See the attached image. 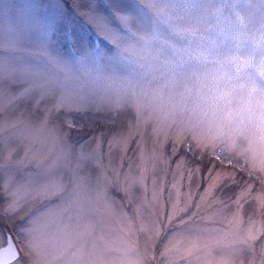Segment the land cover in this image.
<instances>
[{"label": "rangeland", "instance_id": "374dc122", "mask_svg": "<svg viewBox=\"0 0 264 264\" xmlns=\"http://www.w3.org/2000/svg\"><path fill=\"white\" fill-rule=\"evenodd\" d=\"M16 155L39 264H264V0H0L18 194Z\"/></svg>", "mask_w": 264, "mask_h": 264}, {"label": "flooded vegetation", "instance_id": "af4514ba", "mask_svg": "<svg viewBox=\"0 0 264 264\" xmlns=\"http://www.w3.org/2000/svg\"><path fill=\"white\" fill-rule=\"evenodd\" d=\"M8 158L23 164L19 170L23 175L9 179L11 185L21 186L18 194L8 183L0 182V264H39L28 248V241L37 238L33 234L37 222L56 215L57 190L41 192L46 171L39 164L42 163L39 156Z\"/></svg>", "mask_w": 264, "mask_h": 264}]
</instances>
